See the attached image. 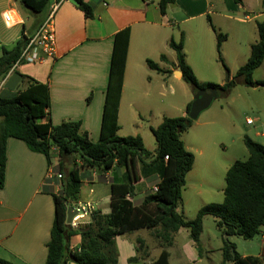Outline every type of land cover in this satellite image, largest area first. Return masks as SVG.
I'll use <instances>...</instances> for the list:
<instances>
[{"label": "crops", "instance_id": "crops-1", "mask_svg": "<svg viewBox=\"0 0 264 264\" xmlns=\"http://www.w3.org/2000/svg\"><path fill=\"white\" fill-rule=\"evenodd\" d=\"M76 1L80 4L82 0ZM159 1L84 0L82 2L93 10L91 18H87L79 5L71 0L62 2L53 20L55 54L43 56L40 62H23L15 70H10L6 78L0 80V98H14L34 82L47 85L50 106L38 123L57 126L64 122H78L81 133L87 134L92 142H98L115 36L129 29L117 135L122 138L139 136L146 149L154 153L157 142L152 130L158 128L165 117L186 116L187 107L194 99L193 93L183 89L182 73L175 67L177 54L170 48V41L179 42L184 36L186 62L196 77L202 71L210 73L203 72L201 76L214 72L220 75L214 65L215 59L216 64L218 62L213 54L217 42L212 25L227 35L221 54L228 68L226 54L231 38L243 42L248 32L243 25L253 22L255 25L251 29L252 40L249 42L251 51L252 45L259 39L257 22H264L263 0H242L241 4L234 0H174L165 15L160 11ZM54 2L59 3L60 0H51V4ZM50 5L45 11L37 13L24 7L19 0H0V56L3 48L12 49L36 32L46 20ZM6 14L12 15L11 24L5 22ZM162 56L168 62L161 61ZM236 57L239 70L250 56L246 62L239 60L245 56L237 53ZM148 61H153L169 73L151 69ZM218 116V113H213L195 121L191 129L197 128L196 134L200 136L198 143L187 140V132L182 136L186 149L195 157L193 168L186 176L185 187L194 181L191 188L192 199L198 200L196 213L207 204L203 198L206 199L205 196L214 191L222 193L224 200L225 186L220 182L216 186L212 179L216 175L226 177L233 163L249 157L246 147L242 149L239 159L219 153L218 144L212 143L211 139L214 132L211 127L217 126ZM59 160L58 151L53 149V165H57ZM50 172L44 155L31 151L21 140L9 139L5 187L0 191V260L12 264H46L47 245L55 218L52 192L58 193L60 190V185L53 182V178L49 179ZM124 172L125 168L117 164L107 173L100 169L83 170L85 177L79 198L71 205L92 202L102 215H109L111 184L124 182ZM159 181L158 174L141 176L135 184V195L130 200L140 206ZM84 186L88 188L87 194L82 190ZM181 207L178 212H183ZM128 235L115 239L118 264H149L151 262L148 261L153 262L159 257L148 260L146 254L140 256L145 240L139 237L134 245L133 241H127ZM177 236L183 239L190 237V229L181 228ZM68 243L71 251L76 250L81 245V236H72ZM192 245L195 246L193 242ZM135 257L138 258L137 262L130 263L129 260ZM67 264L76 263L70 260Z\"/></svg>", "mask_w": 264, "mask_h": 264}, {"label": "trees", "instance_id": "trees-1", "mask_svg": "<svg viewBox=\"0 0 264 264\" xmlns=\"http://www.w3.org/2000/svg\"><path fill=\"white\" fill-rule=\"evenodd\" d=\"M33 12H43L51 0H19ZM241 4L242 0H234ZM79 7L87 18L93 17L90 6L79 1ZM174 0H160L159 8L166 14ZM264 6V0H263ZM212 25V24H211ZM216 35L218 60L228 71L222 58L221 49L227 35L219 32L213 25ZM259 39L252 45L247 63L236 73L248 87L264 88V81H256L253 76L264 62V22H257ZM27 37L14 48L2 49L0 56V80L6 78L10 70L20 59ZM130 41V30L126 29L115 36L110 69L109 84L106 94L101 136L94 143L85 133H81L78 122H64L60 125H40L38 120L45 116L50 106V91L47 85L34 82L28 89L11 99L0 98V191L5 187V168L7 163V143L9 139L23 141L36 153L44 155L55 177L53 182L60 183L58 193L52 192L55 205V218L51 239L47 245L46 264H67L72 260L76 264H118L116 237L148 230L160 242L162 250L159 257L149 264H171V254L167 248L174 245L176 235L181 228L190 229V239L200 249L204 219L212 216L223 235L238 236L252 240L263 233L264 228V145L248 136L244 145L249 153L246 160H237L228 169L225 177L224 200L201 208L194 219H187L183 212H178L182 205V192L186 185V176L192 170L195 157L188 151L182 140L195 121L189 118L192 103L187 107V115L177 118L165 117L161 125L153 129L157 149L150 152L139 136L119 137L117 132L118 113L121 91L124 81ZM171 49L177 54V67L183 81L190 86L194 95L215 88L219 95H227L234 86L230 81L223 86L201 83L193 69L186 62L185 40H171ZM161 61L168 62L165 56ZM151 69L168 74L158 64L148 61ZM59 154V162L53 165L52 150ZM168 156V160L165 157ZM81 161L79 166L76 160ZM125 168L124 182L112 183L110 187L111 212L102 215L96 212L90 224L78 231L66 225L67 204L78 200L83 170L100 169L109 172L114 165ZM158 174L160 181L157 191L150 192L140 206L130 198L135 195V184L141 176ZM61 175L59 179L57 176ZM81 236V245L71 251L68 240ZM142 242V241H139ZM141 246L143 243H140ZM142 248V247H141ZM234 249L235 257L231 250ZM140 251V248L138 249ZM222 264H262L264 258L243 257L233 243L224 240ZM71 257L73 259H71ZM138 258H131L130 263ZM0 264H12L0 260Z\"/></svg>", "mask_w": 264, "mask_h": 264}, {"label": "rangeland", "instance_id": "rangeland-1", "mask_svg": "<svg viewBox=\"0 0 264 264\" xmlns=\"http://www.w3.org/2000/svg\"><path fill=\"white\" fill-rule=\"evenodd\" d=\"M255 12L257 11L255 10ZM253 24L252 22V24L243 25L248 28L247 36L244 38L243 42H237L233 37L229 41L226 54L228 71H226L219 62L217 49L214 47L213 54L215 57L217 56L218 62V64H216L215 59L214 65L217 67L215 68L219 70L220 75L214 72L213 74L201 76L203 72H209L202 71V73H199V77H197L202 83L219 85L221 83L226 84L233 81L234 86L231 88L230 92L227 95H219L210 108L200 115L199 119L203 120L206 115L213 113L219 114L216 119L217 126L211 127L214 131L211 135L212 143L215 142L218 144L217 149L221 155H232L236 156L238 159L241 158L240 153L243 151L242 149L245 148L243 143L245 136L264 145V138H262V135H264V88L248 87L240 78L236 77V72L238 70L237 66H239L236 57L237 53L241 54V57L245 56V58H239L242 62H246V58L250 56L249 42L252 40L251 29H253L255 25ZM253 79L256 81H264V62L261 67L256 70ZM182 85L184 87L183 89L193 93L189 85L184 82ZM192 95H194V93ZM248 120H252V125H247ZM196 129L197 128L189 129L186 134L187 140L198 143L200 136L196 134ZM204 141L206 142V139H204ZM76 162L81 166V161L77 159ZM212 180H215L216 186H218L219 182L223 186L226 185L223 175L222 177L216 175ZM191 183L183 190V206L181 207V211L184 212L187 219L195 218V214H197L196 208L198 206V200L195 198L192 199L193 189L191 186L194 181H191ZM58 185H60V183H58ZM82 190L84 194L88 193L87 186H84ZM221 194L214 191V193L209 196L206 195V199L203 198V201L205 204L207 203L206 205L211 203H222L223 195ZM139 237L145 240L140 256H143V254L145 256L146 254L148 260L149 258H151V260L152 258L153 260L156 259L162 250L160 242L153 236V233L148 230L129 234L126 236V239L128 242L133 241L134 245H136V240ZM224 240L225 235H223V231L218 228L216 220L212 216H207L204 219L203 233L200 238V249L195 244V246L192 245L193 241L190 237L183 239L182 236H177L174 245L166 250L171 254V264H222ZM228 241L235 245L236 251L243 257L251 256L264 258V256L262 257V253L264 252V228L263 233L252 240H245L241 237L233 236L228 237ZM262 264H264V260Z\"/></svg>", "mask_w": 264, "mask_h": 264}, {"label": "built area", "instance_id": "built-area-1", "mask_svg": "<svg viewBox=\"0 0 264 264\" xmlns=\"http://www.w3.org/2000/svg\"><path fill=\"white\" fill-rule=\"evenodd\" d=\"M65 1L67 0H60L59 3L54 2L50 5L49 14L47 15L46 20L40 25L33 35L27 37L20 59L11 71L15 70L23 62L36 63L42 61L43 56H53L55 54V31L53 20L58 7ZM4 19L7 24H11L13 22L11 14H6ZM1 88L2 83H0V90ZM247 124L252 125V120H248ZM165 160H168V156L165 157ZM48 177L49 179L55 177L52 170ZM57 177L60 179L61 175H58ZM156 191L157 187H154L151 192L154 193ZM73 206L77 211V214L72 218L71 223L67 226L70 230L78 231L82 227L91 223L97 210L96 206L92 202H78Z\"/></svg>", "mask_w": 264, "mask_h": 264}, {"label": "water", "instance_id": "water-1", "mask_svg": "<svg viewBox=\"0 0 264 264\" xmlns=\"http://www.w3.org/2000/svg\"><path fill=\"white\" fill-rule=\"evenodd\" d=\"M75 5H79L76 0H71ZM181 73V72H180ZM219 96V92L215 88H207L205 91L200 92L199 94L194 95V99L192 101L191 109L189 112V118L193 121H197L200 115L208 110L215 99ZM77 211L71 203L67 204V213H66V225H69L72 221V218L76 216ZM225 240L228 241V236L225 235ZM233 256L235 257L234 249L231 250ZM264 256V252L262 253V257ZM71 259H73L71 257Z\"/></svg>", "mask_w": 264, "mask_h": 264}]
</instances>
